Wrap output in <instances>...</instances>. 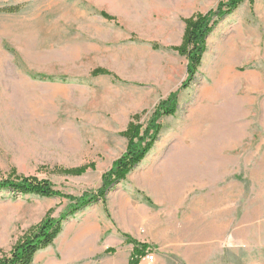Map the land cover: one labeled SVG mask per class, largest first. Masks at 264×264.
I'll use <instances>...</instances> for the list:
<instances>
[{
  "label": "rangeland",
  "instance_id": "rangeland-1",
  "mask_svg": "<svg viewBox=\"0 0 264 264\" xmlns=\"http://www.w3.org/2000/svg\"><path fill=\"white\" fill-rule=\"evenodd\" d=\"M229 1L0 0V180L97 193L130 124L145 131L178 93L147 158L63 224L72 234L107 213L117 239L101 263L131 259L132 238L148 264H264V0L220 19L188 88L189 59L175 50L188 20ZM70 204L0 191V261Z\"/></svg>",
  "mask_w": 264,
  "mask_h": 264
},
{
  "label": "trees",
  "instance_id": "trees-1",
  "mask_svg": "<svg viewBox=\"0 0 264 264\" xmlns=\"http://www.w3.org/2000/svg\"><path fill=\"white\" fill-rule=\"evenodd\" d=\"M244 0H230L228 3L220 6L218 12L207 15H199L186 22V30L183 43L175 50L182 56L189 59L188 81L184 86L188 88L189 81L198 71L201 65L202 57L205 51V42L212 33L215 26L226 14L235 11ZM226 8V10H224ZM107 17V16H106ZM99 75H108L103 71L96 73ZM178 106V93L171 94L170 97L162 102L154 111L151 121L143 131L140 124H130L124 136L128 138L129 145L127 152L117 160L110 172L105 175L103 186L97 193L85 194L81 197L63 196L56 191L53 185L47 181H39L32 178H18L17 180H0V191L9 190L14 194L37 195L45 198L64 197L70 200L71 204L66 212L58 219L48 216L31 234L24 237L12 250L9 256L4 257L0 264H33L35 256L42 250L52 246L58 236L63 231L64 222L72 216H75L92 205L104 202L109 190L121 181L125 180L128 173L140 165L152 151L158 135L162 129L160 121L164 117L172 116ZM137 119V118H136ZM128 243L134 245L130 264H140L145 256L146 244H141L132 238H127ZM144 250V251H143Z\"/></svg>",
  "mask_w": 264,
  "mask_h": 264
},
{
  "label": "crops",
  "instance_id": "crops-1",
  "mask_svg": "<svg viewBox=\"0 0 264 264\" xmlns=\"http://www.w3.org/2000/svg\"><path fill=\"white\" fill-rule=\"evenodd\" d=\"M86 211L84 210V212ZM131 217L133 216L131 215ZM82 222V228L78 231L67 235L62 232L54 242L56 245L62 242V246L57 248L53 244L42 250L43 256L36 255L33 264H129L130 259L128 258L130 256H120L117 259L107 258L103 263L98 260L99 254H106L110 247L115 249L113 242L114 239H117L114 223L110 221L107 213L94 210L89 217H84ZM136 222L140 224V222L144 223V220L137 218ZM204 233L207 234L204 236L205 238L207 236L210 238L212 231H205ZM205 238L204 240L207 241ZM100 241H102V245H99ZM123 243L122 241L119 242V248L124 247ZM198 254L202 256V260L206 257L205 252L200 251ZM195 256L198 257L196 253ZM140 264L148 263L140 262Z\"/></svg>",
  "mask_w": 264,
  "mask_h": 264
},
{
  "label": "built area",
  "instance_id": "built-area-1",
  "mask_svg": "<svg viewBox=\"0 0 264 264\" xmlns=\"http://www.w3.org/2000/svg\"><path fill=\"white\" fill-rule=\"evenodd\" d=\"M152 257H153L152 255L145 256V260H147V261H149V260L153 261L154 258H152Z\"/></svg>",
  "mask_w": 264,
  "mask_h": 264
},
{
  "label": "bare ground",
  "instance_id": "bare-ground-1",
  "mask_svg": "<svg viewBox=\"0 0 264 264\" xmlns=\"http://www.w3.org/2000/svg\"><path fill=\"white\" fill-rule=\"evenodd\" d=\"M23 83H24V82H23ZM24 84H26V83H24ZM24 84H23V85H24ZM221 85H222V83H221ZM26 89H27V88H26ZM25 91H26V90H25ZM27 91H29V90H27ZM18 94H19V93H18ZM22 95H23V94H21V96H22ZM22 97H23V96H22ZM28 97H29V96H28ZM28 97H27V98H28ZM29 98H30V97H29ZM27 101H28V100H27ZM32 101H33V100H32ZM29 102H30V101H29ZM30 103H31V102H30ZM88 234H89V233H88ZM86 235H87V234H86Z\"/></svg>",
  "mask_w": 264,
  "mask_h": 264
}]
</instances>
